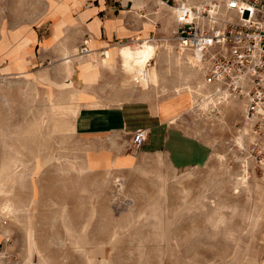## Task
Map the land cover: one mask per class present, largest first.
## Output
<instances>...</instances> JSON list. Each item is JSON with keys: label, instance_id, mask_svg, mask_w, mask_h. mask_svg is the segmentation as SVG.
Wrapping results in <instances>:
<instances>
[{"label": "rangeland", "instance_id": "1", "mask_svg": "<svg viewBox=\"0 0 264 264\" xmlns=\"http://www.w3.org/2000/svg\"><path fill=\"white\" fill-rule=\"evenodd\" d=\"M24 1H41L43 18L36 22L46 40L35 47L27 37L22 50L7 45L0 51V169L22 164L21 176L0 197V216L7 218L3 233L9 231V240L0 241V264H26L34 247L41 256L34 253V261L45 264H264V177L249 158L252 132L237 102L212 112L211 102L199 101L196 93H174L177 86L196 90L203 82L200 71L179 56L176 12L159 0H109L118 5L116 14L137 17L136 35L113 47L153 44L157 53L148 68L158 81L128 76L116 58L112 68L97 65L90 82L79 62L102 50L80 54L87 22L78 17L101 7V0H73L67 30L60 0ZM184 97L194 105L180 107L177 123L211 147V158L200 167L174 169L165 158L144 154L127 169L97 166L92 161L105 149L77 135L67 112L90 102L166 105ZM3 204L13 211H2Z\"/></svg>", "mask_w": 264, "mask_h": 264}, {"label": "crops", "instance_id": "2", "mask_svg": "<svg viewBox=\"0 0 264 264\" xmlns=\"http://www.w3.org/2000/svg\"><path fill=\"white\" fill-rule=\"evenodd\" d=\"M60 2L65 4V15L62 16V20H65L67 30L73 26V0H60ZM100 5L99 8L95 7L96 10L81 11L78 17L83 23L87 22L83 41L86 37L91 38L93 43L92 46L90 45L91 52L111 50L115 41L122 42L137 33L136 26L132 25L136 16L116 14L117 11H113L118 10L116 2L109 5V0H101ZM44 15L47 17L46 20H51L52 16L48 13L45 12ZM42 18L41 1L38 4L36 2L30 4L25 3L24 0L16 2L0 0V35L7 37L0 42V51H8L10 47L7 48V45H12L11 49L15 51L22 50L27 44V37L29 46L41 45L46 39L41 38L36 21H41ZM10 20L16 22L10 23ZM33 20L35 23L32 25L26 24V21L30 23ZM174 22L176 28L175 19ZM53 37L51 33L48 38L50 40ZM8 41L11 43L9 44ZM102 51L100 53H103ZM159 104L148 101H127L115 106H83L74 120L75 133L81 137L96 139L99 142L98 146L105 149L103 156L100 155L92 161L97 166L114 165L119 169H127L134 165L137 154L163 157L174 169L205 165L211 158V147L188 134L177 123L180 107L182 105L185 107V104L193 106V101L184 97L166 105ZM139 129L146 130L148 135L143 146L137 149L133 147L132 137ZM4 229L0 231V241L9 240L6 235L9 231L3 233ZM36 252L35 247L30 248L26 264H45L42 261L41 263L34 261ZM37 254L41 257L39 252Z\"/></svg>", "mask_w": 264, "mask_h": 264}, {"label": "built area", "instance_id": "3", "mask_svg": "<svg viewBox=\"0 0 264 264\" xmlns=\"http://www.w3.org/2000/svg\"><path fill=\"white\" fill-rule=\"evenodd\" d=\"M159 2L176 12L178 52L191 54L202 75L199 101L209 100L212 112L229 101L242 106L244 126L253 135L249 158L264 177V0ZM91 41L84 39L82 56L91 53ZM147 135L136 130L133 147L141 148ZM6 225L7 218L0 216V230Z\"/></svg>", "mask_w": 264, "mask_h": 264}, {"label": "bare ground", "instance_id": "4", "mask_svg": "<svg viewBox=\"0 0 264 264\" xmlns=\"http://www.w3.org/2000/svg\"><path fill=\"white\" fill-rule=\"evenodd\" d=\"M135 3L141 4L140 0H135ZM90 45H91V42H90ZM99 53L100 52L98 53L95 52L93 56H91L92 54H89V57L91 56L90 57L91 60L90 59L85 60V61L80 60L79 62L82 76L90 82L94 81L97 77V72H96L97 65H100L101 67L112 68L115 66L116 58H120L121 68L123 72L127 74L128 76L132 78L136 77V78H139L140 80H144L146 76L147 80L154 84L157 83L158 81V73L148 68L150 66L151 61L155 59L157 48L153 44H149L148 41L138 46H131L130 44H125L118 48H113L109 51H106V55L102 54L103 55L102 59L99 58L100 56ZM180 55L186 56L188 61H190V64L192 65V67L196 68L194 60H192L193 57L191 56V54L179 53V56ZM180 57H178L175 61V64L177 66L181 65L182 59ZM192 75H196L195 72L190 73V75L187 76V79L191 78ZM185 92L190 93V94H193V93H196L197 95L199 94L198 90H194L189 85H186L184 87L177 86L174 88V93L177 95H182ZM230 105L231 107L239 106L238 104H230ZM87 106H94V103L93 102L87 103ZM80 107H81L80 105H76L74 107L70 106L67 109V112L70 113L72 117L75 119L79 112ZM61 128L63 127H60V129ZM21 167H22V164L19 161L2 164L1 169H0V197H3V196L6 197L8 193L7 187H8L10 180L17 179L18 177L21 176V174L18 173ZM2 211L11 212L13 211V209L8 204H3ZM167 242H168L167 248H168V251L170 252L172 243H171L169 236L167 237Z\"/></svg>", "mask_w": 264, "mask_h": 264}]
</instances>
